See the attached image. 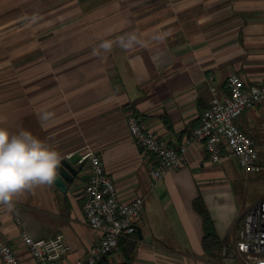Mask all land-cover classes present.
Listing matches in <instances>:
<instances>
[{
  "label": "crops",
  "instance_id": "crops-1",
  "mask_svg": "<svg viewBox=\"0 0 264 264\" xmlns=\"http://www.w3.org/2000/svg\"><path fill=\"white\" fill-rule=\"evenodd\" d=\"M234 73L248 85L264 81V0H0V127L31 131L78 171L65 191L54 183L11 209L0 205L19 264H36L22 229L34 238L62 234L69 250L57 264H74L99 241L83 211L89 161L79 159L88 148L120 199L144 198L132 264H229L221 247L264 197L251 195L264 173L245 171L227 151L213 163L194 142L183 165L155 180V157L132 138L126 117L135 114L170 145L184 144ZM45 112L52 118L41 120ZM236 123L264 162V103ZM196 198L221 241L216 254L203 245ZM107 257L122 262L118 250Z\"/></svg>",
  "mask_w": 264,
  "mask_h": 264
},
{
  "label": "built area",
  "instance_id": "built-area-1",
  "mask_svg": "<svg viewBox=\"0 0 264 264\" xmlns=\"http://www.w3.org/2000/svg\"><path fill=\"white\" fill-rule=\"evenodd\" d=\"M227 92L213 96L209 105L200 113L184 144L173 146L154 131L145 127L135 114L126 117V127L135 142L155 157L150 176L158 180L167 170L180 167L186 160L188 144L201 143L213 163L223 159L227 151L234 156L239 166L248 172L264 173V162L260 160L252 139L236 123V119L247 108L264 103V81L248 85L239 74H231L227 81ZM89 161V176L83 188V211L88 224L100 232V238L74 264H96L104 255L115 251L121 239L137 240V221L144 208L140 195L129 200L118 196L112 177L106 172L100 155L87 149L79 162ZM19 224L20 220L16 219ZM20 237L36 264H57L69 247L63 235L49 238H34L25 229ZM221 253L229 264H264V197L259 198L245 211L237 230L236 239L223 245ZM1 264H19V258L7 241L0 221Z\"/></svg>",
  "mask_w": 264,
  "mask_h": 264
},
{
  "label": "clouds",
  "instance_id": "clouds-1",
  "mask_svg": "<svg viewBox=\"0 0 264 264\" xmlns=\"http://www.w3.org/2000/svg\"><path fill=\"white\" fill-rule=\"evenodd\" d=\"M110 49L111 45H102ZM45 112L41 120L52 118ZM63 156L37 138L31 131L21 128L11 132L0 127V205L11 209L14 201L38 188L50 187L60 178Z\"/></svg>",
  "mask_w": 264,
  "mask_h": 264
},
{
  "label": "trees",
  "instance_id": "trees-1",
  "mask_svg": "<svg viewBox=\"0 0 264 264\" xmlns=\"http://www.w3.org/2000/svg\"><path fill=\"white\" fill-rule=\"evenodd\" d=\"M193 205L200 214L203 221V245L207 251H212L216 254L220 249L221 241L215 231L212 217L210 216V213L208 212L205 204L200 198H196L193 202ZM137 248V241L121 239L116 249L118 250L122 258V262L120 264H132L136 255ZM109 254L110 253L104 255L96 264H113L107 257Z\"/></svg>",
  "mask_w": 264,
  "mask_h": 264
},
{
  "label": "water",
  "instance_id": "water-1",
  "mask_svg": "<svg viewBox=\"0 0 264 264\" xmlns=\"http://www.w3.org/2000/svg\"><path fill=\"white\" fill-rule=\"evenodd\" d=\"M60 178L55 182V185L62 191L67 189V184L71 183L78 171L65 159L61 162ZM137 233L140 235V228L137 225Z\"/></svg>",
  "mask_w": 264,
  "mask_h": 264
},
{
  "label": "rangeland",
  "instance_id": "rangeland-1",
  "mask_svg": "<svg viewBox=\"0 0 264 264\" xmlns=\"http://www.w3.org/2000/svg\"><path fill=\"white\" fill-rule=\"evenodd\" d=\"M261 186L260 187H257L255 190H253V192L251 193L252 197L255 198L257 197L258 195H264V176H263V181L261 182ZM240 227V222L238 223L237 225V230L239 229Z\"/></svg>",
  "mask_w": 264,
  "mask_h": 264
}]
</instances>
